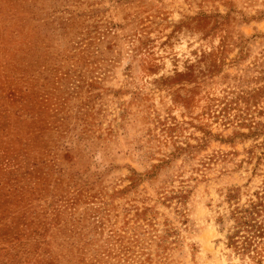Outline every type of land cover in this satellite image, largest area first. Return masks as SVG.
<instances>
[{
    "label": "rangeland",
    "instance_id": "1",
    "mask_svg": "<svg viewBox=\"0 0 264 264\" xmlns=\"http://www.w3.org/2000/svg\"><path fill=\"white\" fill-rule=\"evenodd\" d=\"M0 264H264V0H0Z\"/></svg>",
    "mask_w": 264,
    "mask_h": 264
}]
</instances>
